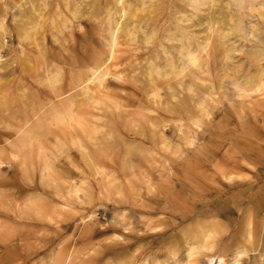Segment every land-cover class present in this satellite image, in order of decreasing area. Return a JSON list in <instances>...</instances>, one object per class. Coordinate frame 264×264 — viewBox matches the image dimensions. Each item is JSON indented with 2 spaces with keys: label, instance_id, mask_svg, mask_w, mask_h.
Wrapping results in <instances>:
<instances>
[{
  "label": "bare ground",
  "instance_id": "bare-ground-1",
  "mask_svg": "<svg viewBox=\"0 0 264 264\" xmlns=\"http://www.w3.org/2000/svg\"><path fill=\"white\" fill-rule=\"evenodd\" d=\"M14 2L15 10L0 0V70L6 78L0 138L10 145L0 150V162L20 159L26 170L67 183V191L54 190L64 198L61 216L83 202L82 185L122 189L125 182L118 174L158 171L147 168L157 160L158 149L190 152L201 129L207 131L203 137L229 140L232 115L225 103L238 115L253 92L247 87H264L260 78L250 77L246 87L236 86L226 94L227 101H219L217 88L208 84L230 59L227 53L233 50L222 51L227 39L241 28L235 20L228 22L226 10L242 8L246 0ZM5 53H15L13 64L3 62ZM221 149L217 147L214 158L222 155ZM233 160L231 170L241 168ZM172 168L162 167L168 172ZM93 172L103 178L91 180L87 174ZM236 188L227 186L223 194ZM249 201H255L252 194ZM92 202L90 197L88 204ZM218 202L202 206L200 214L239 216V210H205L215 209ZM218 224L214 220L209 228L216 232ZM12 243L11 238L0 239V248ZM196 247L192 245L189 258ZM245 255V250L238 251L234 263ZM214 262V256L207 257V263ZM217 264H225L224 259L219 257Z\"/></svg>",
  "mask_w": 264,
  "mask_h": 264
},
{
  "label": "rangeland",
  "instance_id": "rangeland-1",
  "mask_svg": "<svg viewBox=\"0 0 264 264\" xmlns=\"http://www.w3.org/2000/svg\"><path fill=\"white\" fill-rule=\"evenodd\" d=\"M14 1L7 3L15 10ZM246 1L242 8L226 10L231 15L228 22L235 20L241 28L223 46V52L233 50L227 53L230 59L210 76L209 87L217 88L219 101H227L226 94L236 86L246 87L250 77L264 83V0ZM8 44L14 46L11 40ZM13 55L5 53L3 62L13 64ZM4 72L0 70V101L5 94ZM247 88L253 92L238 115L225 103L232 115L229 140L203 137L207 131L201 129L190 152L158 149L157 160L147 163V168L156 166L158 171L118 174L116 178L125 182L122 189L82 185L83 202L66 208L64 216L59 215L64 198L55 196L54 190L67 191V183L26 170L20 159L0 162V239L13 240L0 248L2 264H209L208 256L215 257L214 264L219 257L225 264H235L241 250L246 255L239 264H264V87ZM5 141L0 138V150L10 147ZM220 146L222 155L214 158ZM233 159L241 168L231 170ZM165 164L173 166L170 172L162 169ZM87 175L93 181L103 178L97 172ZM227 186L237 188L223 194ZM90 197L93 202L88 204ZM212 201L219 202L207 212L239 210V216L201 215L202 206ZM214 220L219 223L216 232L209 228ZM192 245L197 246L196 254L189 258Z\"/></svg>",
  "mask_w": 264,
  "mask_h": 264
}]
</instances>
